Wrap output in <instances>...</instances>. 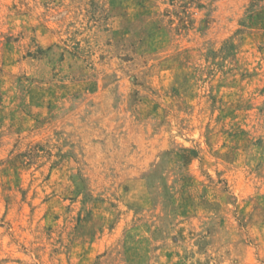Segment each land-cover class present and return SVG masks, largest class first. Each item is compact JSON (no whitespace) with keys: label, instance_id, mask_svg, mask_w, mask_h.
Returning <instances> with one entry per match:
<instances>
[{"label":"rangeland","instance_id":"obj_1","mask_svg":"<svg viewBox=\"0 0 264 264\" xmlns=\"http://www.w3.org/2000/svg\"><path fill=\"white\" fill-rule=\"evenodd\" d=\"M0 264H264V0H0Z\"/></svg>","mask_w":264,"mask_h":264}]
</instances>
